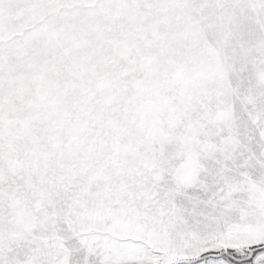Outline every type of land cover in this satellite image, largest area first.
<instances>
[{
    "label": "snow or ice",
    "instance_id": "snow-or-ice-1",
    "mask_svg": "<svg viewBox=\"0 0 264 264\" xmlns=\"http://www.w3.org/2000/svg\"><path fill=\"white\" fill-rule=\"evenodd\" d=\"M0 264H264V0H0Z\"/></svg>",
    "mask_w": 264,
    "mask_h": 264
}]
</instances>
